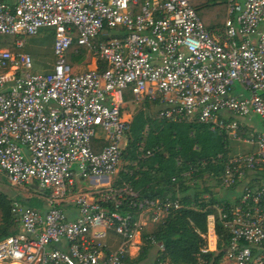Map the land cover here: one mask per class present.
Segmentation results:
<instances>
[{
	"label": "built area",
	"instance_id": "built-area-1",
	"mask_svg": "<svg viewBox=\"0 0 264 264\" xmlns=\"http://www.w3.org/2000/svg\"><path fill=\"white\" fill-rule=\"evenodd\" d=\"M223 1L224 25L212 32L191 0H0V177L46 206L12 202L17 233L0 241V264H128L143 234L164 251L147 230L180 205L115 184L127 91L160 120L207 125L255 148L225 162L220 186L240 195L217 208L229 237L219 264H264V0ZM45 29L55 37L49 74H32L29 56L1 46ZM72 46L104 69L73 73ZM253 118L263 130L241 139L240 122Z\"/></svg>",
	"mask_w": 264,
	"mask_h": 264
},
{
	"label": "trees",
	"instance_id": "trees-1",
	"mask_svg": "<svg viewBox=\"0 0 264 264\" xmlns=\"http://www.w3.org/2000/svg\"><path fill=\"white\" fill-rule=\"evenodd\" d=\"M191 5L208 31L214 32L223 27L226 19L223 0H191ZM72 49L68 60L76 58ZM85 51V48L81 49V54ZM125 100L132 101L128 91ZM148 104L145 101L144 107ZM189 125L192 126L184 122L163 121L158 114L152 117L145 110H140L132 117L126 133V145L122 152L126 166L118 172L115 184L126 183L138 192L141 199L150 201L162 199L166 192L174 196L177 187L181 208L171 213L153 231L157 242L164 247L160 261L168 264H219L229 237L217 221L216 211L211 206L206 209L213 201L206 204L201 199L204 194L212 195L211 190L205 186L200 189L196 182L202 180L204 185L207 179L213 177L212 173L215 177L221 174L229 142L224 133L211 132L205 125L193 124L197 126L194 129ZM219 155L220 159L217 158ZM191 170H194L191 178H184L183 174ZM173 179L175 182H172ZM13 201L36 210L44 208L43 202L35 197H12L0 191V241L17 233L11 213ZM212 215L216 219L217 250L204 252L208 248L207 218ZM145 237L146 234H143L139 261L143 260L150 246Z\"/></svg>",
	"mask_w": 264,
	"mask_h": 264
},
{
	"label": "crops",
	"instance_id": "crops-1",
	"mask_svg": "<svg viewBox=\"0 0 264 264\" xmlns=\"http://www.w3.org/2000/svg\"><path fill=\"white\" fill-rule=\"evenodd\" d=\"M4 38L1 39V46L3 48L8 49L14 56L27 55L30 57L31 62H32V69H31L32 74L46 75V74H49L53 71V67L55 64V57H54L55 37H54L53 30H48V29L41 30L38 34H36L35 36H31V37H9L11 40H9V38H7V39H4ZM17 42L21 43V47L16 45ZM72 47H71V49H72ZM71 49H70V51H71ZM81 49H83V48L78 47V46L76 48L72 49V50H74L73 55L76 56V58H74L73 60H68V58L70 59V56L72 55V54H70V51H69L67 61H68V64L71 66L73 73L83 74V73H86L88 71H94V70L101 71L104 69V66L101 65V63H100V61L96 55H94V54H92L86 50L85 53H87V55L83 56V55H85V53L81 54ZM127 103H129V101H127L126 104ZM124 110H125V108L123 109V114H124V118L126 119L128 116L124 112ZM254 119H252L250 122H247V121H241L240 122L238 136H240L241 139L249 138L252 134L254 135L259 130L257 128V123L254 124V121H253ZM262 130H263V124H262ZM211 132H213V131H211ZM224 135H226V134L224 133ZM226 137H227L229 144H231V143L237 144L241 149H243L242 150L243 153L237 152L236 154L228 153V151H227V155H228L227 158L228 159L229 158H231V159L235 158L238 155H246L248 153L255 151L254 147H248L246 144L244 145L242 142L236 141L232 135H230V136L226 135ZM217 158L220 159L221 155H219ZM193 171L194 170H191L189 173L183 174L184 178L190 179L192 174H193ZM224 174H225V167L223 168V170L219 176L215 177L214 174L212 173L211 175L213 177L210 179H207L204 185H203L204 181H202V180H199L196 182L197 184L200 185L201 188H203L205 186L211 190L212 195L204 194V195H202V197H203L202 200L206 204L212 200L213 204L206 206V209L212 207V209L216 211V214H217V208L224 207V206L229 207V206L233 205L234 201H236L240 195V190L238 188H230L227 190H224L221 188V186H220L221 178ZM172 182H175V179H173ZM191 186H192V184H191ZM179 198H181V196L178 193V188L176 187L174 196L171 193L169 194L168 192H166L162 199H156V200H167L169 202L170 201L171 202H177L181 207ZM167 217L163 220V222L161 224H163L165 222ZM208 218H207V220H209L211 224L214 223V226H215L216 225L215 217L210 216ZM211 218H213V219H211ZM211 224H209V226H206L207 227L206 239H207V244H208L207 247L209 248L207 251L215 252L217 250L216 249L217 248V235H216L215 227H214V230L212 229L214 234H212V232L210 233L208 231V228H210ZM158 225H154L150 230H147V231H152V233H153V231L156 229V227ZM105 243L107 244V246L111 250H117L121 244V240L115 234L109 233L105 239ZM147 248L148 249L144 255L143 260L139 261L138 257L141 254V252H140L141 248L139 249V248L131 247L130 251H129L130 257H131L129 260V262H130L129 264H140L141 262L143 264L144 262L146 263V261L148 259L151 260L149 264H155L157 258L160 256L161 253L159 252L157 246H155V247L148 246Z\"/></svg>",
	"mask_w": 264,
	"mask_h": 264
},
{
	"label": "rangeland",
	"instance_id": "rangeland-1",
	"mask_svg": "<svg viewBox=\"0 0 264 264\" xmlns=\"http://www.w3.org/2000/svg\"><path fill=\"white\" fill-rule=\"evenodd\" d=\"M9 40H11V39L9 38ZM86 55H87V53H85V55H83V56H86ZM140 110H145L147 115H150L152 117H157V108L155 106L148 104L147 107H144V101H140V102H129V103L126 104L125 110H124V112L128 116L126 119L128 120L129 123L132 121V117L134 115H136ZM253 121H254V124L257 123V128L259 129L257 132L256 131L255 132L256 133L260 132L262 130V122L258 118H255ZM205 126H207V125H205ZM185 127H188V126L185 125ZM196 127L197 126H195V125L190 126V128H192V129H194ZM202 127L203 128H206V129L208 127L209 130H210V127L209 126H207V127L202 126ZM125 145H126V138H125V142H124V147H125ZM242 150L243 149H241L237 144H233V143L229 144L228 147H227L228 153H232V154H236L237 152L238 153H243ZM124 166H126V162L122 160L121 163H120V167H119V170L118 171L122 170V168H124ZM109 177L111 178V176H109ZM77 185H78V187H86L88 190L90 189L89 187H93L94 186V185H91V184L88 185L87 182H78ZM193 188H195V187H193ZM0 191H3L5 193H7V194H10L12 197H14V196H20L21 198L27 199V198H30L32 196V192L28 188H13V187H10L7 184V182L4 181V179L1 178V177H0ZM201 199H203L202 196H201ZM43 209H46V206L45 205H44V208ZM209 220H207V226H209V224H211ZM213 224L214 223H212L210 225V228H208V231L210 233L212 232V234H214V232L212 230ZM150 261L151 260L148 259L146 261V263L144 262L143 264H149ZM140 264H142V262Z\"/></svg>",
	"mask_w": 264,
	"mask_h": 264
}]
</instances>
